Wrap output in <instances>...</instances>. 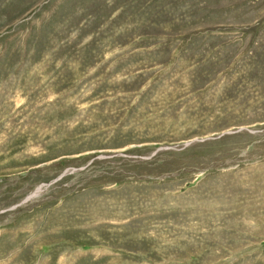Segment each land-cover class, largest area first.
<instances>
[{
	"label": "rangeland",
	"instance_id": "374dc122",
	"mask_svg": "<svg viewBox=\"0 0 264 264\" xmlns=\"http://www.w3.org/2000/svg\"><path fill=\"white\" fill-rule=\"evenodd\" d=\"M0 264H264V0H0Z\"/></svg>",
	"mask_w": 264,
	"mask_h": 264
}]
</instances>
